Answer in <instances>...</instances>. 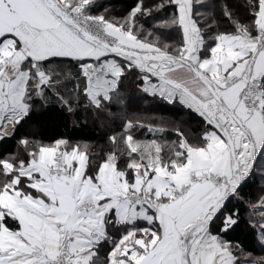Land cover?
I'll list each match as a JSON object with an SVG mask.
<instances>
[{"label":"snow or ice","instance_id":"obj_1","mask_svg":"<svg viewBox=\"0 0 264 264\" xmlns=\"http://www.w3.org/2000/svg\"><path fill=\"white\" fill-rule=\"evenodd\" d=\"M133 83L174 114L129 117ZM69 117L122 123L45 135ZM253 241L264 0H0V264H264Z\"/></svg>","mask_w":264,"mask_h":264},{"label":"trees","instance_id":"obj_2","mask_svg":"<svg viewBox=\"0 0 264 264\" xmlns=\"http://www.w3.org/2000/svg\"><path fill=\"white\" fill-rule=\"evenodd\" d=\"M104 2L106 5L110 6L116 13H118L120 12L119 10L125 12L127 7L134 4L136 0H104ZM145 3L151 4L152 0H145ZM174 36L175 33H173V37ZM128 91L133 96L132 102L126 109V114L129 117L135 118L136 116H140L147 120L152 118H159L161 116L167 117L174 114L169 110L170 106H166L159 99H146L142 93L136 91V86L134 83L128 86ZM134 96H136V98ZM65 123L67 124V127L64 126ZM121 123L122 121L116 120L114 123L109 122L101 126L98 121H95L91 117H89L86 126L83 125L81 118V122L74 127L72 124V118L69 117L67 121L60 122L58 127L55 123H53L48 125L46 128L42 127V130L44 131L46 136H51L57 132H62L66 135H71L73 138L79 139L82 142H89L91 144L99 146V144L104 143L107 133L111 131H118L120 129ZM142 135L147 136L148 134L143 133ZM169 138H172L170 133ZM240 239L246 245L248 244V241L245 239V236L243 234L240 235ZM249 251L251 253V256L255 259L264 257V246L258 245L254 241L251 243Z\"/></svg>","mask_w":264,"mask_h":264},{"label":"rangeland","instance_id":"obj_3","mask_svg":"<svg viewBox=\"0 0 264 264\" xmlns=\"http://www.w3.org/2000/svg\"><path fill=\"white\" fill-rule=\"evenodd\" d=\"M120 12H118L117 14H122V13H124L122 10H119ZM135 98H136V96H134ZM155 117V116H154ZM107 123H109V122H107ZM106 123V124H107Z\"/></svg>","mask_w":264,"mask_h":264}]
</instances>
